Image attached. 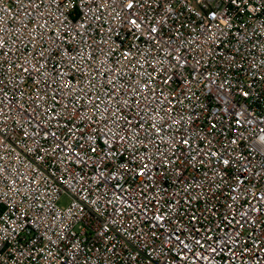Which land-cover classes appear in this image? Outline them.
I'll use <instances>...</instances> for the list:
<instances>
[{"label":"built area","instance_id":"built-area-1","mask_svg":"<svg viewBox=\"0 0 264 264\" xmlns=\"http://www.w3.org/2000/svg\"><path fill=\"white\" fill-rule=\"evenodd\" d=\"M0 264H264V0H0Z\"/></svg>","mask_w":264,"mask_h":264},{"label":"rangeland","instance_id":"rangeland-1","mask_svg":"<svg viewBox=\"0 0 264 264\" xmlns=\"http://www.w3.org/2000/svg\"><path fill=\"white\" fill-rule=\"evenodd\" d=\"M68 204V198L67 197H62L61 199H60V201H59V205L61 206V207H65L66 205Z\"/></svg>","mask_w":264,"mask_h":264}]
</instances>
